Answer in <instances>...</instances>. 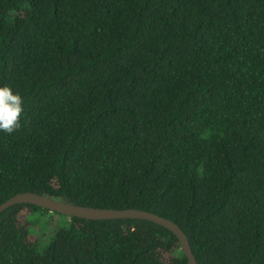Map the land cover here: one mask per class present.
Instances as JSON below:
<instances>
[{
	"label": "trees",
	"instance_id": "trees-1",
	"mask_svg": "<svg viewBox=\"0 0 264 264\" xmlns=\"http://www.w3.org/2000/svg\"><path fill=\"white\" fill-rule=\"evenodd\" d=\"M4 85L25 115L0 131V203L145 210L197 264H264V0H0ZM0 264L188 261L149 221L17 204Z\"/></svg>",
	"mask_w": 264,
	"mask_h": 264
},
{
	"label": "water",
	"instance_id": "water-1",
	"mask_svg": "<svg viewBox=\"0 0 264 264\" xmlns=\"http://www.w3.org/2000/svg\"><path fill=\"white\" fill-rule=\"evenodd\" d=\"M17 204H31L50 212H56L63 216L86 220L137 219L149 221L169 230L178 240L180 248L186 257L188 264H197L190 249L187 237L179 226L171 220L158 216L154 213L133 208L106 209L81 206L28 191L15 194L0 203V213Z\"/></svg>",
	"mask_w": 264,
	"mask_h": 264
},
{
	"label": "clouds",
	"instance_id": "clouds-1",
	"mask_svg": "<svg viewBox=\"0 0 264 264\" xmlns=\"http://www.w3.org/2000/svg\"><path fill=\"white\" fill-rule=\"evenodd\" d=\"M23 104L19 93L8 85L0 86V131L12 134L22 127L21 119L25 115Z\"/></svg>",
	"mask_w": 264,
	"mask_h": 264
},
{
	"label": "rangeland",
	"instance_id": "rangeland-1",
	"mask_svg": "<svg viewBox=\"0 0 264 264\" xmlns=\"http://www.w3.org/2000/svg\"><path fill=\"white\" fill-rule=\"evenodd\" d=\"M47 240H48V235L46 234L45 237L40 240V245H45L47 243Z\"/></svg>",
	"mask_w": 264,
	"mask_h": 264
}]
</instances>
